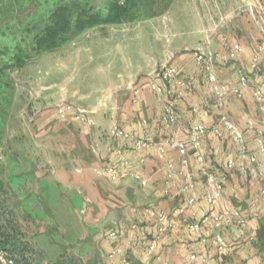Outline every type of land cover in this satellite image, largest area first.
<instances>
[{"label":"crops","instance_id":"1","mask_svg":"<svg viewBox=\"0 0 264 264\" xmlns=\"http://www.w3.org/2000/svg\"><path fill=\"white\" fill-rule=\"evenodd\" d=\"M181 4V0H172L164 15L142 19L129 41L123 35L120 38L90 30L68 43L63 48L64 55L42 58L41 62L49 60L51 65L40 74L39 98L34 104L37 128L48 136L43 139L41 135L40 146L46 149L44 158L49 171L38 169L31 173L24 169V176H30L26 180L33 182V195L24 204L30 206L33 201L50 213L49 219L48 215L40 216L50 226L34 242L39 253L41 248L53 250L49 254L51 261L70 250L75 253L73 249L78 247L81 255L89 256L87 264H264L258 239L264 223V152L258 146L262 129L252 92L254 86H264V80L250 69L255 46L264 41V27L254 23L242 26L238 21L211 22L208 16ZM235 43L242 50L230 58L228 49ZM201 49L215 55L218 78L229 87L238 86V70L247 73L249 86L241 89L240 96L227 98L225 112L243 131L246 148L256 155V169L262 175L252 180L243 177L238 169L228 171L222 200L246 218L244 226L235 219L218 230L204 226L199 232H190L188 225L209 209L203 171L220 175L227 161H238L226 135L203 138V164L191 158L188 167H183L179 153L168 147L163 159L157 157L156 144L167 139L186 141L192 125L210 127L216 122L217 109L212 104L205 72L195 58V52ZM167 65L176 66L178 74L163 82L156 73ZM259 72L264 74V56ZM176 79L185 85L180 87ZM152 81L162 86L161 94L152 90ZM134 89L140 90L138 98ZM65 101L93 110L90 121L59 119L54 108ZM165 104L175 110L176 125L160 123L159 109ZM204 105L209 106L211 116L192 111ZM249 121L254 122L253 129H249ZM116 124L132 138L111 139L108 133ZM135 139H146L152 145L137 149ZM118 150L126 154L127 166L120 163ZM167 163L173 164V179L167 178ZM107 165L118 168L117 181L103 173ZM186 170L194 175L195 189L183 192ZM129 174L142 176L146 185ZM190 197L195 198V203L187 207ZM179 208L185 211L179 213ZM159 217L166 218L170 227L155 253L149 254ZM217 236L223 245L217 244ZM116 249L121 252L112 255ZM191 255L199 258L190 260Z\"/></svg>","mask_w":264,"mask_h":264},{"label":"rangeland","instance_id":"2","mask_svg":"<svg viewBox=\"0 0 264 264\" xmlns=\"http://www.w3.org/2000/svg\"><path fill=\"white\" fill-rule=\"evenodd\" d=\"M54 1L0 0V48H3V45L11 44V31L15 33L19 32L20 28L27 22L41 24L49 13ZM110 1L91 0V4L95 10H100L102 14H105ZM181 1H183L184 7L192 12L206 15L205 18L208 16L207 19H211V22L231 23L238 21L242 26L254 23L253 25L258 24L264 27V0ZM171 3L172 0H130L126 7L129 13L132 14L126 16L121 23L102 24L86 31H97L102 35H114L120 38L123 35L122 38L128 39V37L133 35L136 25H142V19L154 14L164 15L171 6ZM183 5L181 4L180 6ZM67 45L68 43L56 51L37 57L32 55L33 57L26 66L20 69H12L7 73L5 72L14 87L13 89H2L0 92V95L4 98V102L7 100L11 101L8 106H1L0 102V131L3 132V136L0 139V175L7 184L8 196L5 200L10 207L12 206L15 209L22 226L28 235L33 238L48 231L50 226L40 216L47 217L48 215V219L51 217L49 212H45L46 209L38 208L33 201L30 206L24 204L26 203L25 199L29 195H33V182L31 183L26 180L29 179L26 177L30 176H24L26 172L24 169L30 170L31 173L38 169L44 171L49 169L48 164H45V160L47 159L44 158L46 149H44V146H40L43 145L41 135H43V139L48 136L45 135L44 131L42 133L37 128L39 120L38 114H35L36 108L34 104L39 98L37 90L42 82L40 74H43L47 66L50 69L51 65L49 60L46 63L44 59L43 62L41 60L44 56L49 57L48 55H64L63 48ZM3 57L8 59L9 56ZM2 64L0 63V65ZM56 89L57 87L54 88V90ZM66 120L69 119L63 121ZM39 176L42 177L40 174ZM39 176L37 175V177ZM45 178L49 179L50 176L47 175ZM53 235H56V233H53ZM50 249H40L39 257L43 264H54V261H51L49 258V254L51 255L53 251ZM73 250L76 252L72 253L71 250L70 252L68 251L63 256L64 261L58 264H87L90 261L89 256L81 255L82 251L80 248L75 247Z\"/></svg>","mask_w":264,"mask_h":264},{"label":"built area","instance_id":"3","mask_svg":"<svg viewBox=\"0 0 264 264\" xmlns=\"http://www.w3.org/2000/svg\"><path fill=\"white\" fill-rule=\"evenodd\" d=\"M120 4H123V0H120ZM165 19V18H164ZM242 50L240 44L235 43L228 49V55L230 58H235ZM264 56V41L258 42L255 46L252 61L250 63L251 71L260 79L264 80V74L259 72V63ZM215 55L208 53L206 50L201 49L195 52V58L197 63L201 66L205 72L206 80L208 83L209 90L212 95V104L217 109L216 122L210 126L206 127L202 124L192 125L188 131V136L186 141H173L172 139H167L161 143L155 145L157 152V157L159 159L164 158L166 148L175 150L180 155V162L183 167H188L191 158L199 163H204V155L202 153V141L203 138L208 135H213L215 137L221 138L224 135L228 137L232 146L237 154V162L234 160L227 161L225 165V172L216 175L212 171L204 170L206 177L205 181V200L208 204V212L200 219L190 223L188 225V230L190 232H199L202 227L207 226L210 230H218L224 226H228L236 219V222L240 226H244L246 223V218L242 216L236 209L226 206L225 202L222 200V193L229 179L228 171L233 169H238L243 177H250L252 180L261 178L262 173L257 171V157L255 154L251 153L245 145L244 133L243 131L228 117L225 112V103L230 95L240 96L241 89L248 87V76L244 70H238V86L229 87L227 84L220 81L218 78L215 62ZM178 74V69L174 65H167L161 68L157 73L156 77L160 78L163 82H169L171 79H175ZM177 85L183 87L185 82L181 79H176ZM150 87L156 94H161L163 92L162 86L157 84L155 81L150 83ZM169 94H172L171 90H167ZM136 98L139 96V89L133 90ZM253 96L255 99L256 111L260 116L261 132L258 135V146L259 149L264 152V86L261 84L256 85L252 88ZM55 115L59 119H69L75 122H89L90 115L94 113L93 110L86 109L84 107L75 105L71 102H62L54 108ZM193 112L200 111L204 117L211 116L208 105H204L202 108L194 107ZM159 121L165 126L176 125L177 115L175 110L170 104H165L159 109ZM249 129H253L254 122H248ZM225 131V133H224ZM111 139H131L132 135L126 133L117 124L114 125L109 133ZM152 144L146 139H135L134 147L137 149H142L151 146ZM119 161L122 165L127 166L129 160L126 154L122 150L116 152ZM140 162L143 163L144 159L141 158ZM166 168L168 170L167 178L173 179L176 177L174 173L173 164L167 163ZM227 171V172H226ZM103 173L106 174L110 180L117 181L119 179L118 168L114 165H107L103 168ZM128 176L140 182L142 185H146V180L137 174H129ZM185 183L182 186V191H193L195 189V179L194 175L190 170H186L184 173ZM261 194L264 195V189L261 190ZM195 203V198L190 197L187 200V207H191ZM184 208H179L178 212L183 213ZM157 232L150 242L148 247V253H155L161 237L169 230L170 223L166 218L159 217L156 221ZM216 242L219 246L223 245V240L221 237L217 236ZM121 251L116 249L112 252V255L118 254ZM199 258L196 255H191L190 260H196ZM205 261V259H203ZM0 263L1 264H13L14 261L10 255L0 251ZM127 263V262H126Z\"/></svg>","mask_w":264,"mask_h":264},{"label":"trees","instance_id":"4","mask_svg":"<svg viewBox=\"0 0 264 264\" xmlns=\"http://www.w3.org/2000/svg\"><path fill=\"white\" fill-rule=\"evenodd\" d=\"M129 1L124 0L120 4V0H111L105 14L95 10L91 0L52 2L51 9L41 24L27 22L19 32L11 31V44L0 48V63H3L0 65V92L14 87L5 72L26 66L32 55L37 57L58 50L92 27L121 23L126 16L132 14L126 7ZM6 55L9 56L8 59L3 57ZM0 102L1 106H8L11 101L4 102L0 95ZM2 136L3 132L0 133V139ZM7 191V184L0 175V251L10 255L13 264H43L34 238L28 235L15 209L5 200ZM258 239L264 252V223L258 232ZM61 261H64L63 257L58 258L54 264Z\"/></svg>","mask_w":264,"mask_h":264}]
</instances>
